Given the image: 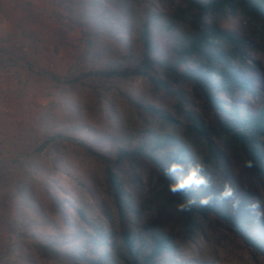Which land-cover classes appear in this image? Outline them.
<instances>
[{
  "label": "rangeland",
  "instance_id": "rangeland-1",
  "mask_svg": "<svg viewBox=\"0 0 264 264\" xmlns=\"http://www.w3.org/2000/svg\"><path fill=\"white\" fill-rule=\"evenodd\" d=\"M176 1L0 0V264H91L95 254L84 241L96 231L106 236L116 218L106 170L141 218L137 229L174 234L178 264H264V178L246 171L216 135L208 138L225 167L216 187L248 195L257 224L234 226L213 213L185 224L178 208L158 197L151 166L119 157L120 149L150 141L162 111L180 119L176 132L188 135L177 105L204 128L213 124L204 95L186 80L163 87L146 76L90 74L133 62L143 51L144 14L167 12ZM160 23L148 21L152 56L168 59L171 40ZM219 26L249 43L241 55L254 75L249 92L214 93L225 112L244 116L264 106V48L241 18ZM189 135L199 156H208L205 141Z\"/></svg>",
  "mask_w": 264,
  "mask_h": 264
},
{
  "label": "trees",
  "instance_id": "trees-1",
  "mask_svg": "<svg viewBox=\"0 0 264 264\" xmlns=\"http://www.w3.org/2000/svg\"><path fill=\"white\" fill-rule=\"evenodd\" d=\"M169 9L167 12L144 14L146 19L139 29L143 51L133 62L127 61V65L119 69L112 67L90 74L105 78L146 76L152 85L163 87H167L171 81H191L193 87L204 95V101L215 117L214 123L204 128V123L194 112L178 105L177 108L183 114L187 132L205 141L208 156H199L189 140V134L179 135L176 132L180 119H174L162 111L158 116L162 127L154 132L150 141L138 144L131 152L120 149L119 157H130L136 162L139 159L149 164L156 174V184L159 186L157 195L170 206L178 208V205L190 199L196 201L190 211H179V221L185 220V224H190L193 216L213 213L234 226H252L257 221L251 219L255 210H250L249 204L244 201L248 195L243 197L234 192L229 199L222 202L218 199L224 187H216L215 181L222 180L220 176L225 167L220 151L211 143L208 135H216L246 171L264 178V106L244 116L237 111L230 115L214 97L215 92H222L228 97L235 92L247 93L254 78L252 68L241 57L249 43L222 30L220 22L227 17L241 18L264 48V0H178L171 2ZM149 20L161 22L160 27L170 37L171 56L168 59L152 56L154 47ZM156 63L160 70L158 73H155ZM179 66L184 67L183 71H179ZM158 74L165 80L156 78ZM210 76L220 82L212 86L207 82ZM167 126L170 129H166ZM246 161H252L253 167H247ZM173 163L181 165L182 171L169 175L167 169ZM197 165L208 181L206 187L201 186L197 191L186 188L175 194L170 191V184L186 178L189 167ZM106 180L115 207V224L106 236L96 231L95 235L84 241L83 248L95 254L87 261L91 264H178L177 259L182 255L181 245L174 234L164 229H137L136 222L141 218L134 216L136 211L131 199L123 194L119 181L110 170H106ZM205 197L210 198L209 203L201 205L200 200ZM236 201L239 202L238 209L232 207ZM105 242L109 244L105 245ZM249 245L260 250L252 240ZM95 247L101 249L97 251ZM261 253L264 254V251Z\"/></svg>",
  "mask_w": 264,
  "mask_h": 264
},
{
  "label": "clouds",
  "instance_id": "clouds-1",
  "mask_svg": "<svg viewBox=\"0 0 264 264\" xmlns=\"http://www.w3.org/2000/svg\"><path fill=\"white\" fill-rule=\"evenodd\" d=\"M246 166L251 168L253 167L252 161H246ZM178 171H182V166L176 163H173L169 166L167 169V173L169 175H174ZM202 169L197 166H190L189 172L186 178L180 180L179 182L175 184H170L169 188L170 191H172L174 194L180 191H183L186 188H191L193 191H197L200 189L201 186H207L208 181L207 179L201 174ZM234 194V190L231 188L230 185H225L224 190L221 192L220 197L218 198L221 202L225 199H229ZM210 198H202L200 200L201 205H207L209 203ZM196 201L194 199H190L185 203H181L178 205V211L184 212V211H190L193 204H195ZM232 207L234 209L239 208V202L236 201L233 203ZM257 207L256 204L249 205V209H255Z\"/></svg>",
  "mask_w": 264,
  "mask_h": 264
}]
</instances>
